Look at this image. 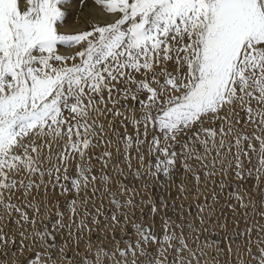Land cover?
I'll return each instance as SVG.
<instances>
[{"label": "snow or ice", "instance_id": "snow-or-ice-1", "mask_svg": "<svg viewBox=\"0 0 264 264\" xmlns=\"http://www.w3.org/2000/svg\"><path fill=\"white\" fill-rule=\"evenodd\" d=\"M64 2L0 0V248L19 246L12 264H191L185 251L199 264L184 224L164 217L162 238L150 235L152 229L135 218L136 201L117 198L106 171L110 149L115 143L119 157L122 144L129 162L134 148L144 168L146 144L144 176L169 180L179 174L181 193L189 177L199 190L201 175L216 186L218 175L233 173L238 187L232 195L240 207L255 208L256 196L264 205V0H95L118 18L78 34L61 31ZM77 45L74 55L61 52L60 46ZM109 116L119 118L123 135L109 120L105 139L101 118ZM93 138L106 148L97 174L91 164L96 157L87 154L98 146ZM77 155L72 177L69 159ZM112 166L124 175L119 162ZM135 175L142 178L139 170ZM249 178L256 182L254 193L243 188ZM115 183L123 195V181ZM218 186L223 190L225 181ZM97 193L115 205L111 223L99 219ZM151 211L155 215L156 207ZM129 226L135 244L125 239L121 248L109 240L115 244L109 252L104 237L99 246L84 241L81 251L85 231L119 228L130 237ZM187 227L189 234L198 231ZM252 231L264 235V226ZM58 238L53 253L48 241ZM248 243L252 264H264V240L257 241V252ZM147 248L155 249L154 260ZM24 252L35 259L26 260Z\"/></svg>", "mask_w": 264, "mask_h": 264}, {"label": "rangeland", "instance_id": "rangeland-1", "mask_svg": "<svg viewBox=\"0 0 264 264\" xmlns=\"http://www.w3.org/2000/svg\"><path fill=\"white\" fill-rule=\"evenodd\" d=\"M63 10L66 13L64 26L61 29L62 33L64 34H78L83 31H90L94 26H105L108 23L115 22V20L118 18L116 14H110L104 11L101 5L96 4L95 0H65ZM72 26H74V28H72L71 30L65 29ZM78 48V45L69 49H66L64 46H60L61 52L65 55H74ZM69 63H71V61H69ZM120 101L121 103H124L122 97L120 98ZM66 115L68 114L66 113ZM109 120H111L116 125L121 135H123L124 128L120 126L119 118L114 119L113 117L109 116L107 119L101 118V122L104 125L105 139H107L110 135ZM128 131L130 134L133 132L130 124L128 126ZM249 131H252V129H249ZM150 138L151 137H149V139ZM93 143L98 144V146L93 149L87 150V154L96 157L95 159L91 160V164L93 165V173L97 174L101 168V161L99 158L101 154L106 150V148L105 145L99 144L96 138H93ZM142 147L146 154L144 168H141L140 162L136 158L134 148L131 150L133 158L129 162H125L123 158V145H120L121 155L117 157V145L113 143L110 149L113 153L112 164L119 162L120 168L124 170V175H116L118 169L113 168L112 164L109 165L106 171L112 177L113 182L110 184V188L115 193L117 198L123 201L127 197L132 198L136 201L138 206L136 208L135 218L139 223L152 229V232H150L149 234L151 235L154 233L157 237L162 238L161 234L163 232L164 217H167L173 222L174 225L177 223L185 225L184 238L187 241L188 247L191 252L195 253L196 257L198 258L199 264H242L244 260H248L249 264H252L251 258L248 257L247 254H235V252L233 251L226 250L225 246L227 244H234L236 242L243 241L246 238L248 239L247 242L251 240V251L257 252V241L264 240V235H258L255 231L249 233L247 228L250 229L255 226H264V219L261 218V215L264 214V205L259 203L260 197L256 196L257 206L255 208L251 206L245 208V223L242 224V222H240L239 226H237V223L235 224L231 220V217L235 214L237 207H240L238 201L232 195L233 193L237 192L238 187V182L235 179L233 173H229L226 179L218 175L216 177L217 185L214 186L211 181V183H209L206 188V193L204 194L201 190L199 192L195 185H192L190 188L186 187L187 180L191 181V177H189L184 182L185 191L184 193H181L179 190L181 175L179 174L176 175L174 179L169 180H165L162 176L159 179H152L144 176V173L147 171V145L145 144ZM151 159L153 160V162L155 161V157H151ZM79 162L80 161L78 155L69 159V176L75 177L76 165ZM128 163H131L132 165V172H129L128 170ZM136 170H139L141 172L142 178L136 177ZM118 180L123 181L125 189H127V191H125L123 195L121 194L120 189L115 183V181ZM201 180H203L202 175ZM221 180L225 181V187L223 188V190H221L218 186V183ZM255 184V180L249 178L247 181L243 182V188L247 192L254 193ZM145 185H147V187H145ZM97 187L101 188L99 182H97ZM214 187L217 194V199L215 201H213L212 198ZM262 187H264V185H262ZM200 188L202 189V187H199V189ZM55 192L57 197L59 198L60 210L65 214V223H67L68 211L64 194L60 192L58 187L55 189ZM97 197L98 198L95 200V205L99 206L101 203H103V214H101L99 217L100 221L103 222L105 220H108V222H111L110 217L115 211V205L109 203V198L100 195V193H97ZM68 199H72L71 194L68 196ZM244 199L245 203L247 204V196H245ZM153 206H155L157 209L155 215H153L151 211ZM200 207H203L205 209L202 213L205 220L203 224L200 223V220L198 218L201 214ZM88 209L90 212L95 213V207L91 202L88 205ZM141 212H143L142 218ZM182 216L184 218L183 220L181 219ZM53 219H55V217H53ZM224 221L227 222V230H222ZM189 223L193 224L195 228L198 229V231L193 234H189L187 227ZM9 225H11V221H9ZM175 231L177 236L179 237L181 230L176 229ZM93 232L88 233L87 231H85V233L83 234V241H87L86 239H91V242L96 245L100 242V239L105 236L107 237V239H104L103 246L105 248H108L109 252H111L115 247L109 244V240L119 241V246L121 248H124L125 245L122 242L123 240L130 238L132 240V243L135 244L137 239L136 234L132 231L130 226V237L122 235L121 231L110 232V235L101 231ZM215 237L217 238V240H215ZM55 241H48L49 250H51L53 253L55 252L53 251V246L54 248L59 246L58 241ZM177 246L179 245L177 244ZM18 247V245L16 247H13L10 244L7 249L0 248V259L7 260V258L13 256V260L20 258ZM6 250L7 252H5ZM146 250L151 254V257L154 260L155 249L147 248ZM7 253L8 256H6ZM9 253L11 254V256H9ZM16 254L19 256H17ZM69 255L71 256L72 253H69ZM182 255L185 260L191 261V264H197V259H194L188 251L183 252ZM23 257H26V260L35 259L34 253L30 252H25ZM143 259L144 258L141 256L140 261L143 262ZM129 260H131V256H129ZM105 264H109V262L105 261Z\"/></svg>", "mask_w": 264, "mask_h": 264}, {"label": "bare ground", "instance_id": "bare-ground-1", "mask_svg": "<svg viewBox=\"0 0 264 264\" xmlns=\"http://www.w3.org/2000/svg\"><path fill=\"white\" fill-rule=\"evenodd\" d=\"M72 28H74V26H72V27H68V28H65V29H68V30H71ZM253 179V178H252ZM254 180V179H253ZM190 181V180H189ZM188 180H187V182H186V187H188V188H190L192 185H195V182L191 179V181L189 182ZM189 182V183H188ZM230 182H232V181H230ZM209 183H211V180H209V181H204V180H201V184H200V187H202V189L200 188L199 189V192H200V190L203 192V194L204 193H206V188H207V186H208V184ZM230 184V183H229ZM206 185V186H205ZM195 187H196V185H195ZM201 192V193H202ZM255 192V191H254ZM64 201V200H63ZM202 204V203H201ZM161 209V208H160ZM204 209V208H203ZM53 210H55V209H53ZM205 210V209H204ZM244 210H245V207H237V210H236V212H235V214L231 217V220H232V222H234L235 224L237 223V226H239V223L240 222H242V224L243 223H245V215H244ZM161 212V211H160ZM185 216V215H184ZM183 217V216H182ZM247 217V216H246ZM260 221H262V220H260ZM109 223H111V222H109ZM259 223V222H258ZM227 222L226 221H224V223H223V229L222 230H227ZM253 227V226H252ZM246 228V227H245ZM249 228H247V230H248ZM115 231L116 232H119L120 230H119V228H116L115 229ZM101 232H105V233H110V232H113V230H111V229H108L107 231H104V230H102ZM94 233V232H93ZM84 234V233H83ZM197 234V233H196ZM213 234V233H212ZM110 235V234H109ZM121 235V234H120ZM214 235V234H213ZM102 236V235H101ZM105 236H103L102 238H104ZM111 237V236H110ZM109 237V238H110ZM212 237V236H211ZM87 238H88V236H87ZM213 238V237H212ZM120 239V238H119ZM86 240H88V239H86ZM91 240V239H90ZM101 240V239H100ZM215 240H217L216 239V237H215ZM57 241H58V245L60 244V239L58 238L57 239ZM248 241V239H246L245 238V240H243V241H239V242H236V243H234V244H227L226 246H225V249L226 250H228V251H233V252H235V254H237V253H241V254H247V248L249 247V243L247 242ZM56 242V241H55ZM83 242L84 241H82V243H81V251H83L84 250V247H83ZM97 246H99V243L98 244H96ZM113 246H115V244H112ZM59 247V246H58ZM58 247H55L54 248V246H53V251H56V249L58 248ZM51 248V247H50ZM11 249V248H10ZM9 249V250H10ZM51 251V250H50ZM3 252V251H2ZM5 252H7V250L5 251ZM4 252V253H5ZM19 253V252H18ZM25 253V252H24ZM24 253H23V255H24ZM10 254V253H9ZM14 254V253H13ZM17 255V254H16ZM29 255V254H28ZM5 256V255H4ZM6 256H8V253H7V255ZM9 256H11V254L9 255ZM17 256H19V255H17ZM14 257V256H13ZM13 257H10V258H7V260H1L0 259V264H12V262L14 261L12 258ZM17 258V257H16ZM26 258V257H25ZM28 258H30V257H28ZM27 258V259H28ZM4 259H6V258H4ZM18 259V258H17Z\"/></svg>", "mask_w": 264, "mask_h": 264}, {"label": "water", "instance_id": "water-1", "mask_svg": "<svg viewBox=\"0 0 264 264\" xmlns=\"http://www.w3.org/2000/svg\"><path fill=\"white\" fill-rule=\"evenodd\" d=\"M217 239V238H216Z\"/></svg>", "mask_w": 264, "mask_h": 264}]
</instances>
